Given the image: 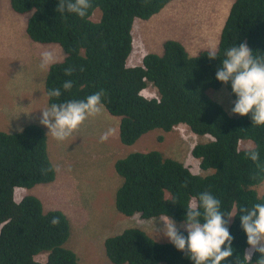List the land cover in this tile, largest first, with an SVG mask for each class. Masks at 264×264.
Listing matches in <instances>:
<instances>
[{"label":"trees","instance_id":"trees-1","mask_svg":"<svg viewBox=\"0 0 264 264\" xmlns=\"http://www.w3.org/2000/svg\"><path fill=\"white\" fill-rule=\"evenodd\" d=\"M173 1L91 0L88 14L80 18L57 12L58 0H11L16 16L27 19L28 36L37 42L55 43L65 53L46 77V93L53 88L62 91L58 99L48 97V105L84 100L103 89L105 108L120 118L124 145L132 146L145 134L159 130L166 135L158 137L161 144L175 136L199 163V172L194 173L182 161L181 151L179 159L160 148L132 152L115 162L121 178L115 208L137 222L107 239L106 253L112 264H192L169 241L153 238L144 225L165 216L183 223L190 198L203 191L221 201L225 214L264 203L260 191L264 170L245 155L258 150L259 163L264 164V126L254 125L250 114L230 113L237 97L230 84L215 78L224 51L231 46L246 43L254 56H264V0L233 3L217 60L208 58L209 51L192 57L180 41L169 40L162 55L150 53L140 65L128 66L135 20H148ZM96 10L101 12L98 22L92 19ZM68 68L74 69L71 76L65 75ZM66 80L73 81L69 91L62 88ZM150 85L157 98L144 96ZM182 128L198 142L186 143L175 133ZM47 145V134L39 124H29L17 133L0 129V264H80L78 255L66 247L71 225L64 212H46L34 195L15 200L16 189L55 181L56 169ZM240 215L237 211L229 222L234 255L226 264H233L249 247ZM53 218H59L58 225H52ZM42 256L44 261L39 260ZM258 259L259 254H254L251 264Z\"/></svg>","mask_w":264,"mask_h":264},{"label":"rangeland","instance_id":"rangeland-1","mask_svg":"<svg viewBox=\"0 0 264 264\" xmlns=\"http://www.w3.org/2000/svg\"><path fill=\"white\" fill-rule=\"evenodd\" d=\"M235 1L174 0L152 18L135 20L133 52L128 66L140 65L150 53L162 55L164 44L169 40L180 41L192 57L212 48L217 50ZM100 17L101 12L96 10L92 19L98 22ZM26 27L27 19L16 16L11 0H0V129L8 133L20 132L30 123L42 126L40 110L49 106L45 80L50 69L45 72L39 68L40 53L50 49L57 53L59 61L65 57L61 46L33 40L27 35ZM143 94L147 98L158 97L151 85ZM42 127L47 134L48 153L56 169V179L32 189H16L15 200L19 202L27 195H34L42 201L46 212H64L71 225L66 247L78 255L80 264H112L106 253L107 239L137 222V218L124 217L115 208V194L121 184L115 162L132 152L160 148L178 158L181 151L185 157L182 161L194 173L199 172V163L188 147L175 136L161 144L158 137L166 138V135L159 130L145 134L132 146L124 145L120 138V118L106 108L63 142L48 136L49 130ZM109 129L112 134L107 141L101 142V135ZM175 133L186 143L198 142L187 128ZM260 191L264 193V186ZM163 218L146 222L144 228L156 240L168 242L161 232ZM39 260L44 261L45 257Z\"/></svg>","mask_w":264,"mask_h":264},{"label":"clouds","instance_id":"clouds-1","mask_svg":"<svg viewBox=\"0 0 264 264\" xmlns=\"http://www.w3.org/2000/svg\"><path fill=\"white\" fill-rule=\"evenodd\" d=\"M91 7V0H58L56 11L84 18ZM207 56L210 60H217L216 48L210 49ZM58 62L59 57L54 50L46 49L40 53L39 68L42 71H48ZM73 71L74 69L68 68L65 75L71 76ZM215 78L223 85H231L232 94L237 97L232 108L234 115L244 117L250 114L254 125L264 126V56H254L246 43H241L238 47L231 46L224 51V58L219 62ZM72 87V80H66L62 85L64 91H69ZM47 95L49 99H58L62 95L61 88H53ZM105 96V91L101 89L84 100L51 103L40 110V124L49 130L48 136L63 142L88 119L98 117L105 111ZM111 134V129L102 134L101 142L107 141ZM245 155L246 159L257 163L264 170V164L259 163L258 150L251 149ZM184 186H187V181ZM185 209L186 216L179 227L173 219L165 216L161 232L178 251L185 253L192 264H226L233 257V237L229 231V222L237 215V211L241 214L240 223L249 247L242 256H236L233 264H251L253 255L257 253L259 259L256 264H264V203H254L251 207H240L225 214L221 210V201L211 192L203 191L198 197H191ZM59 222V218L51 221L53 226ZM181 229L187 234L184 235Z\"/></svg>","mask_w":264,"mask_h":264},{"label":"crops","instance_id":"crops-1","mask_svg":"<svg viewBox=\"0 0 264 264\" xmlns=\"http://www.w3.org/2000/svg\"><path fill=\"white\" fill-rule=\"evenodd\" d=\"M20 26H23V24H20ZM21 34H22V30H21ZM16 42H18V41H16ZM4 44H5V43H4ZM4 44H1V45L3 46Z\"/></svg>","mask_w":264,"mask_h":264}]
</instances>
